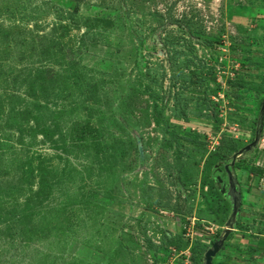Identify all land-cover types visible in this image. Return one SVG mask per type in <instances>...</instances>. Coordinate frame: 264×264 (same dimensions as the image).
Returning <instances> with one entry per match:
<instances>
[{
	"label": "rangeland",
	"instance_id": "1",
	"mask_svg": "<svg viewBox=\"0 0 264 264\" xmlns=\"http://www.w3.org/2000/svg\"><path fill=\"white\" fill-rule=\"evenodd\" d=\"M263 98L262 0H0V264H202ZM263 170L212 264H264Z\"/></svg>",
	"mask_w": 264,
	"mask_h": 264
},
{
	"label": "water",
	"instance_id": "2",
	"mask_svg": "<svg viewBox=\"0 0 264 264\" xmlns=\"http://www.w3.org/2000/svg\"><path fill=\"white\" fill-rule=\"evenodd\" d=\"M263 2V8H264V0ZM264 113V98L261 102V106L259 109V118L261 119ZM260 122V121H259ZM259 139V130L254 133V138L252 142L243 148H241L239 151L234 153L231 158L228 165L223 166V171L227 178V184H226V191L224 189V186L222 185L220 189V194L225 195L226 198L229 200L231 205V213L229 216V219L225 223V230L222 231V235L217 238L215 241L212 242L211 247L205 251L203 258H202V264H212V258L215 256L216 253H218L223 245V242L227 238L228 234L232 231V222L234 221V218L236 217L237 211H238V205H239V195L236 191L235 186V180L232 176V170L234 166L235 160L239 159L240 156L247 154L250 152L253 148L256 147ZM217 181L220 183V179L217 178Z\"/></svg>",
	"mask_w": 264,
	"mask_h": 264
},
{
	"label": "crops",
	"instance_id": "3",
	"mask_svg": "<svg viewBox=\"0 0 264 264\" xmlns=\"http://www.w3.org/2000/svg\"><path fill=\"white\" fill-rule=\"evenodd\" d=\"M263 168H264V166L262 164L258 163V168L256 170H260L261 171V169H263ZM263 172H264V170L262 171V174L264 175ZM243 173H244V176L247 175V177L249 178V181L251 183L253 181V176L255 174L254 173H248V172H245V171H243ZM259 180L260 181H264V177L261 176ZM240 187L249 188V193L248 194L247 193L246 194L243 193V195H246L249 198V200L254 201L256 203L263 204L262 202L264 201V198L260 194H255V193H259L255 188H251L250 185H249V187L248 186L244 187L242 185ZM258 242H259L258 239H256L254 241V244L252 243L251 245L255 247Z\"/></svg>",
	"mask_w": 264,
	"mask_h": 264
},
{
	"label": "trees",
	"instance_id": "4",
	"mask_svg": "<svg viewBox=\"0 0 264 264\" xmlns=\"http://www.w3.org/2000/svg\"><path fill=\"white\" fill-rule=\"evenodd\" d=\"M90 24H91V22H90ZM102 24H101V21H95V24H93V26L94 27H98V26H101ZM233 169H236V170H243V171H245V172H248V173H254V174H256L257 172H258V170H256L255 168H252V167H249V168H245V167H241L240 165H238L237 163H235L234 164V166H233ZM256 172V173H255ZM258 174H262L261 172L260 173H258ZM258 243L256 244V249L257 250H262L263 248H264V238H259L258 239ZM250 246H248L247 248H249ZM255 247H250L249 249H250V251H254L255 249Z\"/></svg>",
	"mask_w": 264,
	"mask_h": 264
},
{
	"label": "flooded vegetation",
	"instance_id": "5",
	"mask_svg": "<svg viewBox=\"0 0 264 264\" xmlns=\"http://www.w3.org/2000/svg\"><path fill=\"white\" fill-rule=\"evenodd\" d=\"M223 184H221V186H222ZM224 186V189H225V191H226V189H227V187L225 186V185H223Z\"/></svg>",
	"mask_w": 264,
	"mask_h": 264
},
{
	"label": "built area",
	"instance_id": "6",
	"mask_svg": "<svg viewBox=\"0 0 264 264\" xmlns=\"http://www.w3.org/2000/svg\"><path fill=\"white\" fill-rule=\"evenodd\" d=\"M264 173V172H263Z\"/></svg>",
	"mask_w": 264,
	"mask_h": 264
}]
</instances>
